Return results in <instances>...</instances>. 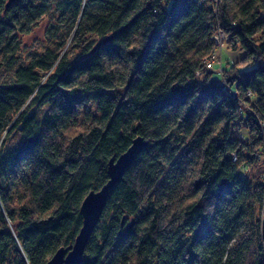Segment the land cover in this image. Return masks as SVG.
<instances>
[{"label": "trees", "instance_id": "1", "mask_svg": "<svg viewBox=\"0 0 264 264\" xmlns=\"http://www.w3.org/2000/svg\"><path fill=\"white\" fill-rule=\"evenodd\" d=\"M217 31L243 56L220 84ZM262 57L264 0H0V264L73 245L84 198L137 137L148 146L82 264H264V175L247 173L264 148Z\"/></svg>", "mask_w": 264, "mask_h": 264}, {"label": "water", "instance_id": "2", "mask_svg": "<svg viewBox=\"0 0 264 264\" xmlns=\"http://www.w3.org/2000/svg\"><path fill=\"white\" fill-rule=\"evenodd\" d=\"M14 1L18 0H9V4ZM147 146V141L142 137H137L125 153L109 161L108 182L99 191L90 192L81 204L80 214L83 218V225L74 244L67 248H60L47 264H82L87 244L101 221L110 192L122 179L124 173L133 164L137 156ZM133 226L134 221L129 224L127 231L132 229ZM261 238L264 245V208L261 219Z\"/></svg>", "mask_w": 264, "mask_h": 264}, {"label": "rangeland", "instance_id": "3", "mask_svg": "<svg viewBox=\"0 0 264 264\" xmlns=\"http://www.w3.org/2000/svg\"><path fill=\"white\" fill-rule=\"evenodd\" d=\"M223 0H206L207 3L219 4ZM47 20H42L38 26L35 28L33 33L22 37L23 44V56L29 53H33L43 44L45 40ZM218 48L216 50V59L214 60L213 66L210 68L208 66L209 74H211V80L214 83H222L225 81L228 75L232 77V68L234 67H243L242 54L239 50L234 49L239 46V39L235 36L227 35L225 39H220L217 41ZM260 59V58H259ZM261 63H264V58L262 57L259 60ZM244 70V68H243ZM242 69L240 71H243ZM236 71V70H235ZM202 75V74H201ZM201 77V76H200ZM1 82L10 81V76L7 73H4L0 77ZM246 135V131H244ZM248 175L251 178L264 175V148L256 157V162L253 163L250 168H248Z\"/></svg>", "mask_w": 264, "mask_h": 264}, {"label": "built area", "instance_id": "4", "mask_svg": "<svg viewBox=\"0 0 264 264\" xmlns=\"http://www.w3.org/2000/svg\"><path fill=\"white\" fill-rule=\"evenodd\" d=\"M197 2H198V4L200 5V6H202V5H205L206 3V0H197ZM208 4V3H207ZM226 34L225 33H223V32H221V31H217L216 33H215V35H214V37H213V40H214V42H215V44H216V50H217V48H218V45H220V44H218V40H220V39H225L226 38ZM216 59V53H214L213 55H212V58H211V60L209 61V63H208V65H207V67L209 66L210 68L213 66V63H214V60ZM202 73L201 72H198V75H201Z\"/></svg>", "mask_w": 264, "mask_h": 264}, {"label": "clouds", "instance_id": "5", "mask_svg": "<svg viewBox=\"0 0 264 264\" xmlns=\"http://www.w3.org/2000/svg\"><path fill=\"white\" fill-rule=\"evenodd\" d=\"M233 243H235V241L233 242ZM231 247V246H230ZM228 256H227V254L225 255V257H224V261H227L228 260Z\"/></svg>", "mask_w": 264, "mask_h": 264}]
</instances>
